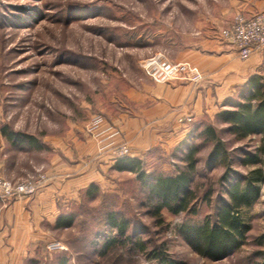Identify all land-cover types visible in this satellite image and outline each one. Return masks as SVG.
<instances>
[{
  "label": "rangeland",
  "instance_id": "1",
  "mask_svg": "<svg viewBox=\"0 0 264 264\" xmlns=\"http://www.w3.org/2000/svg\"><path fill=\"white\" fill-rule=\"evenodd\" d=\"M233 4V0H0V143H7L2 157L10 159L9 165L0 167L1 174L14 184L45 174L47 186L51 162L58 155L63 180L87 173L102 179L95 184L99 192L87 196L82 191L77 200L60 209V215L75 213L71 228L45 225V241L30 247L24 264H59L64 259L66 264H157L132 244L104 252L106 240L116 236L106 219L113 211L130 219L129 235L146 241L148 249L164 246L172 260L263 263L264 185L259 201L242 212L251 229L244 246L232 256L217 262L201 257L178 233L185 222L202 223L227 198L221 180L227 169L209 164L211 145L201 150L195 177L199 186L204 184L198 194L207 191L211 201L201 202L195 215L163 209L156 218L148 185L134 173L100 163L117 148L128 147L132 152L137 136L129 130L131 122L150 107L162 91L161 84L198 85L188 71L171 74L175 64L184 63L205 77L190 57L193 50H200L201 62L214 54L202 49L200 37L212 29L223 41L218 28L227 25ZM242 89L202 122L217 128L232 153L233 170L245 174L254 168L240 166L238 159L256 153L263 137L237 142L218 118L232 109L231 102L240 101ZM191 105L186 99L169 113L189 132L197 124L190 115ZM98 117L102 121L95 127L92 120ZM162 126L157 120L150 122L149 134ZM5 130L19 141L33 136L44 148H16L7 141ZM200 143L201 139L196 141ZM175 147L170 152L161 146L151 150L145 159L148 173L172 175L183 168L180 154H173Z\"/></svg>",
  "mask_w": 264,
  "mask_h": 264
},
{
  "label": "trees",
  "instance_id": "2",
  "mask_svg": "<svg viewBox=\"0 0 264 264\" xmlns=\"http://www.w3.org/2000/svg\"><path fill=\"white\" fill-rule=\"evenodd\" d=\"M242 88L240 101L231 102L229 105L232 109L220 113L218 118L220 122L227 125L226 133L234 136L237 142L258 135L263 137L256 153H250L243 159H238L240 166L254 169L245 174L233 170V157L228 151L227 142L219 136L215 126L205 125V122L193 126L187 138L173 150V154H180L179 158L184 164V167L176 174L168 175L162 172L149 174L144 168L145 159L131 156L117 159L113 166L117 171L136 174L139 181L148 185V196L150 201L155 203L156 218L160 216L163 209L171 214L195 215L198 213L197 207L201 202L211 201L207 191L201 196L198 194L204 184L199 186L195 181L201 150L206 144L211 145L209 164H217L227 169L221 178L224 185L223 194L227 198H222L214 214L205 217L202 223L185 222L178 233L195 253L214 262L232 256L246 243L251 225L243 219L242 212L259 201L261 186L264 185V74L256 75ZM4 134L14 146H39V141L33 136L25 135L26 141H19L14 133L8 134L5 130ZM200 139L203 143L196 144V141ZM97 192L99 187L95 184L84 191L87 196ZM75 216L73 212L61 214L55 227L71 228L75 223ZM106 219L107 225L116 232V236L106 240L105 253L116 247L132 244L139 252L146 253L157 264H186L172 260L164 246L148 249L146 241L134 239L131 234L129 235L132 224L123 213L113 211L106 216ZM59 264H66V260H61Z\"/></svg>",
  "mask_w": 264,
  "mask_h": 264
},
{
  "label": "crops",
  "instance_id": "3",
  "mask_svg": "<svg viewBox=\"0 0 264 264\" xmlns=\"http://www.w3.org/2000/svg\"><path fill=\"white\" fill-rule=\"evenodd\" d=\"M233 2L234 8L226 16L227 25L220 26L218 28L220 31L229 26L237 14L252 16L257 12H264V0H233ZM202 35H200V46L202 49L212 50L214 54L208 59H202L205 61L201 62L198 57L200 50H193L195 53L192 55L197 57H190V61L204 73L205 77L195 87L183 81L160 85L162 91L152 99L150 107L142 115L135 116L131 122L132 126L129 130L137 136L131 157L146 159L149 152L157 146L170 152L173 147L187 138L188 128L182 127L169 116L172 107L183 104L188 99L192 103V109H189L190 115L195 124H199L204 117L217 113L220 106L232 99L250 79L264 74V52H256L248 60H242L238 56L237 49L228 42L220 41L214 30L205 31ZM201 55L206 56L203 53ZM156 120L163 126L156 134H149L152 131L149 129L150 122ZM7 146L6 142L1 141L0 167L2 168L10 164V159L2 157ZM16 148L24 147L16 146ZM33 148L40 151L44 146L39 141V146ZM52 149L56 150L55 147ZM116 161L109 156L101 159L100 163L102 167L112 168ZM51 164L49 172L51 180L38 193L31 197L15 199L8 204L0 201V264H24L31 251L30 247L45 241V225L53 226L60 215V209L65 204L74 202L80 192L102 180L96 179L91 173L63 180L59 177L63 173L61 158L56 155Z\"/></svg>",
  "mask_w": 264,
  "mask_h": 264
},
{
  "label": "built area",
  "instance_id": "4",
  "mask_svg": "<svg viewBox=\"0 0 264 264\" xmlns=\"http://www.w3.org/2000/svg\"><path fill=\"white\" fill-rule=\"evenodd\" d=\"M223 41L231 44L238 51V56L242 60H248L256 52H264V12H257L252 16L243 13L237 14L233 22L221 31ZM188 71L190 78L195 84L201 82L202 76L196 70H190L186 64H175L169 72L171 74L183 73ZM101 118H94L92 125L98 127ZM182 121V120H181ZM188 121H191L188 119ZM132 155L130 148L121 147L113 151L112 157L120 159ZM47 176L41 174L35 180H27L17 184L8 181L0 172V201L10 203L15 199L27 198L38 193L47 182Z\"/></svg>",
  "mask_w": 264,
  "mask_h": 264
}]
</instances>
